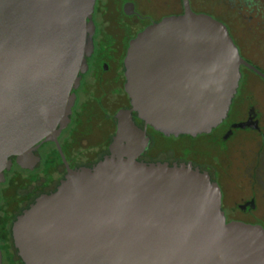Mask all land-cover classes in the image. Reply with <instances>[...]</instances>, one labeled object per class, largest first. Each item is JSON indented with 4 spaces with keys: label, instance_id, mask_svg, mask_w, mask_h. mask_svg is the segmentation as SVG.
I'll return each instance as SVG.
<instances>
[{
    "label": "water",
    "instance_id": "obj_1",
    "mask_svg": "<svg viewBox=\"0 0 264 264\" xmlns=\"http://www.w3.org/2000/svg\"><path fill=\"white\" fill-rule=\"evenodd\" d=\"M95 0H0V182L11 158L31 169L40 142L68 124L74 90L93 51ZM184 12L130 42L109 153L67 168L12 224L24 264H264V227L227 221L221 190L190 164L137 160L145 128L164 135L208 133L228 115L241 78L226 25ZM144 122L139 128L132 119ZM0 264L1 250H0Z\"/></svg>",
    "mask_w": 264,
    "mask_h": 264
},
{
    "label": "flooded vegetation",
    "instance_id": "obj_2",
    "mask_svg": "<svg viewBox=\"0 0 264 264\" xmlns=\"http://www.w3.org/2000/svg\"><path fill=\"white\" fill-rule=\"evenodd\" d=\"M187 2L195 13L224 23L240 56L253 68L241 65L237 92L219 125L195 136H167L147 126L149 143L137 160L190 164L207 172L220 187L227 221L264 227V0ZM184 7V0H95L93 51L74 90L70 120L57 136L60 149L55 141L40 142L34 150L39 161L31 169L12 157L0 182L2 264H24L12 236L15 218L38 196L55 191L68 167H91L109 153L116 113L131 108L124 89L129 42L147 26L182 14ZM132 119L145 127L137 113L132 112Z\"/></svg>",
    "mask_w": 264,
    "mask_h": 264
},
{
    "label": "rangeland",
    "instance_id": "obj_3",
    "mask_svg": "<svg viewBox=\"0 0 264 264\" xmlns=\"http://www.w3.org/2000/svg\"><path fill=\"white\" fill-rule=\"evenodd\" d=\"M243 28H244V30H246L247 26L245 24H243ZM24 176H26V175L24 174ZM24 176H23V182L25 181L24 179L26 178Z\"/></svg>",
    "mask_w": 264,
    "mask_h": 264
}]
</instances>
